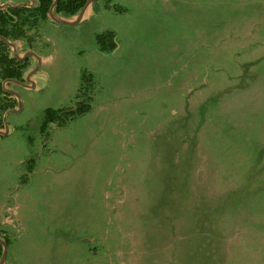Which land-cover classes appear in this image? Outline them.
Returning a JSON list of instances; mask_svg holds the SVG:
<instances>
[{
    "label": "rangeland",
    "instance_id": "rangeland-1",
    "mask_svg": "<svg viewBox=\"0 0 264 264\" xmlns=\"http://www.w3.org/2000/svg\"><path fill=\"white\" fill-rule=\"evenodd\" d=\"M31 35L0 101L6 264H264V0H93Z\"/></svg>",
    "mask_w": 264,
    "mask_h": 264
},
{
    "label": "trees",
    "instance_id": "trees-1",
    "mask_svg": "<svg viewBox=\"0 0 264 264\" xmlns=\"http://www.w3.org/2000/svg\"><path fill=\"white\" fill-rule=\"evenodd\" d=\"M55 5V13L65 17L77 16L87 5L88 0H36V6L28 7H0V35L9 40H25L32 42L34 36L31 32L38 31L43 20L50 18L49 12ZM98 42L104 51H112L117 48V37L114 31H108L98 35ZM31 66L29 59H19L12 54L11 45L0 38V101H5L6 110L15 108L14 101L9 100V94L3 88L6 80L24 81L25 75ZM92 78V76H90ZM90 102L81 100L76 109H48L44 129L50 124L60 126L68 124L76 117L90 111ZM9 243V239L7 238ZM4 246L0 242V258L3 255ZM1 264V260H0Z\"/></svg>",
    "mask_w": 264,
    "mask_h": 264
},
{
    "label": "water",
    "instance_id": "water-1",
    "mask_svg": "<svg viewBox=\"0 0 264 264\" xmlns=\"http://www.w3.org/2000/svg\"><path fill=\"white\" fill-rule=\"evenodd\" d=\"M93 0H88V3H87V5H86V7L92 2ZM56 2H57V0H56ZM55 5H56V3L52 6V8L50 9V12H49V16L50 17H52V18H54V19H57V20H60V21H63V22H77V21H79L80 19H77V20H75V21H70V20H67V19H65L64 17H62L61 15H58V14H56L55 13ZM21 6H28V7H34V6H36V0H32V2L31 3H29V4H21V5H12V4H4V5H0V7L1 8H4V7H21ZM86 7L82 10L83 12H84V10L86 9ZM82 12V13H83ZM0 38L2 39V40H4L5 42H7V43H9L11 46H15V44L14 43H12V40H9V39H7V38H5V37H3V36H1L0 35ZM16 56H17V54H15ZM27 56L28 55H26L25 57H19V56H17V57H19V59H25V58H27ZM11 81V80H10ZM13 81H15V82H18V83H20V82H22V81H18V80H13ZM13 110V109H12ZM11 110H9L8 112H10ZM0 133H2V132H0ZM0 242L3 244V246H4V252H3V258H2V260H1V264H6V259H7V252H8V244H7V242H5V241H2V240H0Z\"/></svg>",
    "mask_w": 264,
    "mask_h": 264
},
{
    "label": "crops",
    "instance_id": "crops-1",
    "mask_svg": "<svg viewBox=\"0 0 264 264\" xmlns=\"http://www.w3.org/2000/svg\"><path fill=\"white\" fill-rule=\"evenodd\" d=\"M8 4V3H7ZM91 5V3L86 7V9L89 7ZM85 9V10H86ZM85 10H84V12H85ZM83 12V13H84ZM83 13H82V15H80V16H73V17H68V18H65V19H67V20H70V21H75V20H77V19H81V17L83 16Z\"/></svg>",
    "mask_w": 264,
    "mask_h": 264
}]
</instances>
